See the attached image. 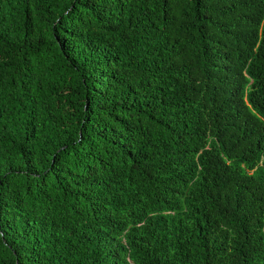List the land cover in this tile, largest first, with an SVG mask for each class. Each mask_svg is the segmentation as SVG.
I'll use <instances>...</instances> for the list:
<instances>
[{"label":"trees","instance_id":"obj_1","mask_svg":"<svg viewBox=\"0 0 264 264\" xmlns=\"http://www.w3.org/2000/svg\"><path fill=\"white\" fill-rule=\"evenodd\" d=\"M0 264H264V0H0Z\"/></svg>","mask_w":264,"mask_h":264}]
</instances>
